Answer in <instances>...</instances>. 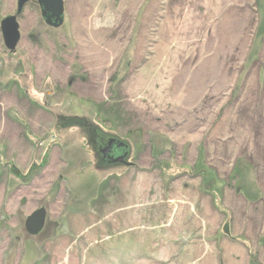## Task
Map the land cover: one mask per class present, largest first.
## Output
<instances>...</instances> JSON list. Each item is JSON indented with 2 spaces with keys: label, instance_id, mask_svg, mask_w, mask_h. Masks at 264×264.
Returning a JSON list of instances; mask_svg holds the SVG:
<instances>
[{
  "label": "rangeland",
  "instance_id": "374dc122",
  "mask_svg": "<svg viewBox=\"0 0 264 264\" xmlns=\"http://www.w3.org/2000/svg\"><path fill=\"white\" fill-rule=\"evenodd\" d=\"M17 3L0 264H264V0H64L60 28L32 3L13 51Z\"/></svg>",
  "mask_w": 264,
  "mask_h": 264
},
{
  "label": "water",
  "instance_id": "95a60500",
  "mask_svg": "<svg viewBox=\"0 0 264 264\" xmlns=\"http://www.w3.org/2000/svg\"><path fill=\"white\" fill-rule=\"evenodd\" d=\"M29 1L30 0H18L16 15L8 16L1 22V31L3 33L4 44L10 50L15 51L21 39L18 19L24 10V7L29 3ZM38 2L45 24L53 28H60L64 24L65 19L64 0H38ZM111 145L116 149L113 155L116 154L117 158L119 159L110 161H113L115 163L120 162L126 156V145L123 142L119 141L111 142ZM109 155L111 154L109 153ZM110 161H106V163ZM45 221L46 211L44 209L36 211L28 218L25 224L27 233L33 236L40 234L44 228Z\"/></svg>",
  "mask_w": 264,
  "mask_h": 264
},
{
  "label": "flooded vegetation",
  "instance_id": "af4514ba",
  "mask_svg": "<svg viewBox=\"0 0 264 264\" xmlns=\"http://www.w3.org/2000/svg\"><path fill=\"white\" fill-rule=\"evenodd\" d=\"M32 3H36V5L39 7V9H40V13H41V8H40V5H39V2H38V0H30L29 1V3L24 7V10H25V8L26 7H28L29 5H31ZM24 10H23V12H24ZM23 12H22V14H23ZM21 14V15H22ZM20 15V16H21ZM20 18V17H19ZM41 18H42V14H41ZM43 19V18H42ZM19 20V19H18ZM44 21V20H43ZM105 138H103L102 140H101V142H102V145L101 146H103V145H105ZM111 142H113V141H111ZM111 142L109 143V145H111ZM108 145V147L106 148V149H102L103 151H104V153L106 152V156L104 157V160H103V162H106V161H110V160H114V159H119V158H117V155L115 154V155H113L114 154V152H115V148L111 145V146H109ZM127 147V153H126V156H125V158H123L120 162H117V164H123V165H127V163L125 162V160H126V158L128 157V154H129V152H130V148H129V146H126ZM109 153L111 154V155H109ZM109 155V156H108ZM113 162V161H112ZM113 163H115V162H113Z\"/></svg>",
  "mask_w": 264,
  "mask_h": 264
},
{
  "label": "trees",
  "instance_id": "16d2710c",
  "mask_svg": "<svg viewBox=\"0 0 264 264\" xmlns=\"http://www.w3.org/2000/svg\"><path fill=\"white\" fill-rule=\"evenodd\" d=\"M259 9H260V7H259Z\"/></svg>",
  "mask_w": 264,
  "mask_h": 264
}]
</instances>
